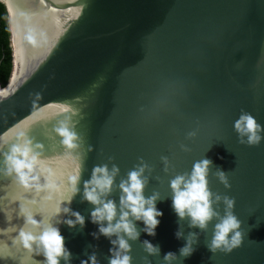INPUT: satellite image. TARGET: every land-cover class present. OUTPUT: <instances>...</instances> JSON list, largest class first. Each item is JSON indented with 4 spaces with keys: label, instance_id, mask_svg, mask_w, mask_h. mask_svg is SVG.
Listing matches in <instances>:
<instances>
[{
    "label": "water",
    "instance_id": "obj_1",
    "mask_svg": "<svg viewBox=\"0 0 264 264\" xmlns=\"http://www.w3.org/2000/svg\"><path fill=\"white\" fill-rule=\"evenodd\" d=\"M0 3L10 49L9 4L17 11L26 53L11 83V49L10 77L0 87L5 90L0 93V153L26 133L43 146L38 181L30 184L45 183L38 173L43 168L53 185L25 189L13 174L0 171V264H41L44 258L35 245L29 251L18 239L25 226L20 205L41 221L67 194L74 167L83 181L93 165L109 163L108 157L120 170L115 182L142 158L152 169L144 195L155 189L161 197L155 205L162 212L155 236L140 232L137 241L129 242L131 264H145L140 242L145 239L159 245L161 256L176 252L184 243L173 235L177 224L185 234L199 230L190 229L186 219L177 221L168 180L187 172L202 156L211 161L209 190L234 198L232 211L241 221L242 243L227 254L209 253L205 245L211 221L200 231L193 252L187 257L177 253L174 264H264V138L253 146L237 143L232 127L246 111L264 130V0ZM65 116L80 137L71 155L52 131ZM193 129L197 135L186 139ZM181 144L188 151H182ZM161 156L169 161L167 172L162 171ZM216 167L225 172L229 188L214 176ZM111 196L115 200L117 193ZM67 206L85 217L82 230L59 223L63 213L52 215L50 222L59 223L71 264L87 260L92 251L99 264H107L108 240L89 235L96 231L88 219L92 206L81 201L79 192ZM135 223L138 230L143 226ZM148 259L162 264L160 256Z\"/></svg>",
    "mask_w": 264,
    "mask_h": 264
},
{
    "label": "clouds",
    "instance_id": "obj_2",
    "mask_svg": "<svg viewBox=\"0 0 264 264\" xmlns=\"http://www.w3.org/2000/svg\"><path fill=\"white\" fill-rule=\"evenodd\" d=\"M36 95L39 96L38 93ZM61 111H67V108ZM232 127L236 133L237 143L253 146L264 138L261 125L246 111L238 114ZM52 131L59 138V143L68 155L79 147L80 137L76 134L69 116L58 120L53 125ZM196 135L197 132L193 129L186 133L185 138L190 139ZM17 140L19 142L9 145L7 152L0 153V163L4 166L0 171L5 175L13 174L15 180L25 189L30 186H34L37 190L41 187H53L49 176L44 175L47 170L43 168H40L38 173L39 176H44L45 183L30 184L38 181L37 166L41 164L42 144L24 132L18 135ZM210 146L211 144L208 148ZM179 147L182 151H188L184 144ZM107 159L111 163L112 158ZM160 159L163 164L162 171L167 172L169 164L167 157L161 156ZM109 163L93 165L88 178L83 181L80 179L78 166L74 167L72 174L68 176L67 194L57 201L49 216L39 222L33 218L31 211L20 205L18 214L23 215L25 226L19 229L18 239L29 251H32L35 245V250L44 258L41 264H60L61 261L63 264H71L72 254L65 246L57 225L63 222L69 228L83 229L85 217L67 206L77 192L82 202L92 206L89 209L88 219L90 223L96 225V231L90 232L89 235L93 239L103 236L109 242L107 264H131L129 242L137 241L140 232L155 236L158 218L162 215L155 205L161 197L155 189L149 195H144L152 171L151 167L138 157L137 163L118 182H115L120 170L114 163L109 167ZM210 165V159L202 156L192 162L187 172L177 173L168 180L170 207L177 221L186 219L190 229L196 228L199 231H188L185 234L177 224L173 235L178 240L183 239L184 243L176 252L167 251L162 256L158 244H153L147 239L140 241L146 254L143 257L145 264H151L149 256H160L162 264H174L178 258L177 253L179 257L189 256L194 250L193 245L200 231L205 230L211 221L215 222L212 224L211 236L205 245L209 253L220 251L227 254L241 245V221L232 211L234 198L209 190L207 177ZM213 174L225 189L229 188L224 171L216 167ZM78 183L81 184L80 188H77ZM113 192L117 193L115 200L111 196ZM61 213L65 215L62 220L60 218L59 223L50 222L52 215ZM136 221L142 222L143 226L139 230ZM37 226L39 231H33ZM80 264H99L96 252L89 253L87 260H80Z\"/></svg>",
    "mask_w": 264,
    "mask_h": 264
},
{
    "label": "bare ground",
    "instance_id": "obj_3",
    "mask_svg": "<svg viewBox=\"0 0 264 264\" xmlns=\"http://www.w3.org/2000/svg\"><path fill=\"white\" fill-rule=\"evenodd\" d=\"M8 7H9L8 10L10 13L8 26H9L10 34L12 37V41L10 42V44H11L12 52L14 53V63H15V69H14L12 78L10 79V82L12 83L18 75L19 68H21L23 57L24 55H26V53H25V48L23 47L24 40H23V34L21 30V23H20L17 11L14 10L10 4ZM4 91L5 90H0V93H3Z\"/></svg>",
    "mask_w": 264,
    "mask_h": 264
},
{
    "label": "trees",
    "instance_id": "obj_4",
    "mask_svg": "<svg viewBox=\"0 0 264 264\" xmlns=\"http://www.w3.org/2000/svg\"><path fill=\"white\" fill-rule=\"evenodd\" d=\"M6 13L0 3V87L7 85L11 73V49L9 47V33L5 21Z\"/></svg>",
    "mask_w": 264,
    "mask_h": 264
}]
</instances>
